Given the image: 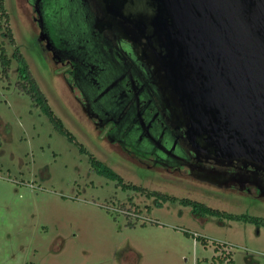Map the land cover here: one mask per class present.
I'll return each instance as SVG.
<instances>
[{"label":"rangeland","instance_id":"rangeland-1","mask_svg":"<svg viewBox=\"0 0 264 264\" xmlns=\"http://www.w3.org/2000/svg\"><path fill=\"white\" fill-rule=\"evenodd\" d=\"M31 15L27 0L0 1V45L23 54L73 139L16 87L17 61L8 76L0 62V264H264V224L196 215L180 202L264 218V196L178 181L117 154L71 104Z\"/></svg>","mask_w":264,"mask_h":264},{"label":"water","instance_id":"water-1","mask_svg":"<svg viewBox=\"0 0 264 264\" xmlns=\"http://www.w3.org/2000/svg\"><path fill=\"white\" fill-rule=\"evenodd\" d=\"M101 1L141 45L163 104L196 156L220 167L243 159L264 170V0Z\"/></svg>","mask_w":264,"mask_h":264},{"label":"flooded vegetation","instance_id":"flooded-vegetation-1","mask_svg":"<svg viewBox=\"0 0 264 264\" xmlns=\"http://www.w3.org/2000/svg\"><path fill=\"white\" fill-rule=\"evenodd\" d=\"M27 3L32 8L29 19L59 69L71 104L107 133L105 138L117 154L154 166L178 181L211 185L204 179L210 177L220 182L213 184L227 183L223 187L264 196V170L245 166L243 159L220 167L214 159L196 156L184 128L163 104L153 67L141 58V45L119 27V16L117 24L107 17L101 0ZM124 9L129 17L131 12ZM145 42L147 37L142 36L140 43ZM211 168L223 173L208 176Z\"/></svg>","mask_w":264,"mask_h":264},{"label":"trees","instance_id":"trees-1","mask_svg":"<svg viewBox=\"0 0 264 264\" xmlns=\"http://www.w3.org/2000/svg\"><path fill=\"white\" fill-rule=\"evenodd\" d=\"M2 7H3V0H0ZM8 13L4 10L2 11L1 17L5 19V21L8 24ZM7 16V18H6ZM6 34L8 35L11 43H14V36H13V32L12 29L9 27V25L6 26ZM1 46V52H0V62H1V66H2V73L3 76H8L10 71H11V66H12V61L13 59H15L17 61L18 67H17V71H18V80L16 81V87L21 91L24 92L26 94H28L36 107L40 108L41 110H43L45 113H47L49 115V117L51 118V120L59 127V129L67 134L71 139H73V137H71V133L69 132V130H67L64 126L62 121L55 115V113L53 112V110L51 109L48 99L45 95V93L42 91L39 83L37 82V79L34 77L29 63L27 62V60L25 59V57L23 56V54L16 50L13 53V56H9L8 52L6 51L5 46L0 45ZM0 145H1V141H0ZM100 167V165H99ZM102 167V166H101ZM110 174H113L114 177H119L115 172L110 171ZM159 198H163L164 200L166 199H172L173 201L177 200L176 197H172L169 195H165V194H160L158 193ZM180 202L184 205H189L192 206L194 208V213L196 215L202 214V215H213V216H223L226 215L231 219H237V220H243L245 222H254L256 224H264V218L263 217H259V216H250V215H238V214H226L225 212H222L216 208H213L211 206H208L205 203H202L200 201L197 200H192L190 198H181ZM134 225V224H133ZM198 239H200L203 243H207V238L205 236H201V235H197ZM216 250L219 251L220 250V245L216 246ZM221 250L223 251V253L221 255H219V258H223L225 260L230 258L231 252H226L224 251V247L221 248Z\"/></svg>","mask_w":264,"mask_h":264}]
</instances>
